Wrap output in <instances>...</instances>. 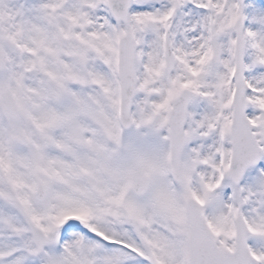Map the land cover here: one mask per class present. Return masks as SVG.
I'll return each instance as SVG.
<instances>
[{"label":"snow or ice","instance_id":"1","mask_svg":"<svg viewBox=\"0 0 264 264\" xmlns=\"http://www.w3.org/2000/svg\"><path fill=\"white\" fill-rule=\"evenodd\" d=\"M0 264H264V0H0Z\"/></svg>","mask_w":264,"mask_h":264}]
</instances>
